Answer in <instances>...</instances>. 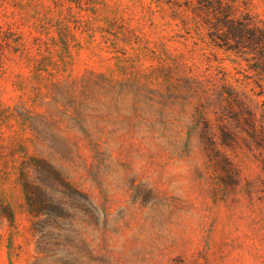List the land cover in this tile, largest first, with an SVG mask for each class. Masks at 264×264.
<instances>
[{
  "label": "rangeland",
  "instance_id": "374dc122",
  "mask_svg": "<svg viewBox=\"0 0 264 264\" xmlns=\"http://www.w3.org/2000/svg\"><path fill=\"white\" fill-rule=\"evenodd\" d=\"M205 2L0 0V264H264V64Z\"/></svg>",
  "mask_w": 264,
  "mask_h": 264
},
{
  "label": "trees",
  "instance_id": "16d2710c",
  "mask_svg": "<svg viewBox=\"0 0 264 264\" xmlns=\"http://www.w3.org/2000/svg\"><path fill=\"white\" fill-rule=\"evenodd\" d=\"M216 3L215 5L211 0H206L203 4L207 22L214 29L211 35L223 32L227 40L234 39L241 48H247L250 52L257 54L264 64V21H257L249 14L242 17H231L227 2L216 0ZM257 104L258 102H254L246 93L237 91L227 83H223L220 89H216L214 96L206 97V106H246L249 111V106H259ZM261 115L260 118L257 117L256 112L251 109L250 123L253 129H257L258 125L264 129V112ZM226 133L234 137L237 134L234 131ZM227 143L223 142V144Z\"/></svg>",
  "mask_w": 264,
  "mask_h": 264
}]
</instances>
